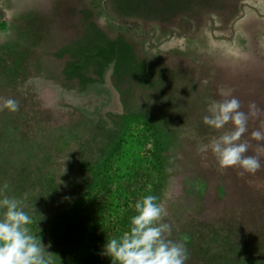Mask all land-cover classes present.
I'll list each match as a JSON object with an SVG mask.
<instances>
[{
	"label": "rangeland",
	"instance_id": "obj_1",
	"mask_svg": "<svg viewBox=\"0 0 264 264\" xmlns=\"http://www.w3.org/2000/svg\"><path fill=\"white\" fill-rule=\"evenodd\" d=\"M220 88L252 100L264 124V0H0V104H19L0 110V199L22 202L52 264H113L106 243L148 195L185 264L249 263L227 252L230 216L249 219L264 162L221 169L198 148L223 133L204 134L195 110L177 108L197 90L222 100Z\"/></svg>",
	"mask_w": 264,
	"mask_h": 264
},
{
	"label": "clouds",
	"instance_id": "obj_2",
	"mask_svg": "<svg viewBox=\"0 0 264 264\" xmlns=\"http://www.w3.org/2000/svg\"><path fill=\"white\" fill-rule=\"evenodd\" d=\"M218 91L223 99L209 104V115L203 117V123L215 130H222L228 124L233 127L210 143L200 145L198 151L210 150L221 169L239 167L243 170L241 175L255 173L260 168L258 156L264 147H257V155H246L250 144L241 138L248 131L249 118L259 116L260 110L251 103L247 113L240 111L241 103L232 97L231 89L220 88ZM4 109L14 113L19 110V104L14 99H4L0 110ZM251 139L264 140V131H253ZM7 188L5 183L0 191ZM156 201L152 195L137 201L134 206L137 214L131 218L130 230L121 238H112L106 243L104 254L112 259L113 264H185L187 248L182 242L169 239L171 226L163 222L166 210ZM21 203L8 196L0 199V209L4 210L0 219V264H52V254L42 245L40 238L31 234L28 226L33 220Z\"/></svg>",
	"mask_w": 264,
	"mask_h": 264
},
{
	"label": "trees",
	"instance_id": "obj_3",
	"mask_svg": "<svg viewBox=\"0 0 264 264\" xmlns=\"http://www.w3.org/2000/svg\"><path fill=\"white\" fill-rule=\"evenodd\" d=\"M33 24H38L40 26L43 27H49L50 28V24L44 20V21H39L38 19L31 18V20L29 21ZM19 79V78H18ZM194 97V102L189 101V99L191 98H184L182 100H179L181 103L178 105V109L183 111V113H185V111L187 109H191V110H195L196 112V116L200 117V122L199 125L201 128H203L204 134H206L207 132L209 133L210 136H212L213 134L217 135L218 133H223L224 131H229L232 129V125L228 124L225 126L224 129L222 130H215L207 125H205L203 123V117L206 115H209L207 109L209 107V104L212 101H219L220 98L215 94H211L210 98L208 100V93H206V91L204 92V90H197L195 91V96ZM252 103V100H243V102L241 103L242 106L244 105H249ZM245 113H247L246 111H243ZM186 115V113H185ZM257 119H261L264 120V118H257ZM254 120H256V117L254 118H249L248 121V131L242 136L241 140H247L250 144V148L248 150V153H246L247 155H251L253 156V153H255V155H257L256 149L257 147H264V140L262 141H255L251 139V133L255 130H261L264 131V124H262L259 121H257L258 127H256L253 122ZM248 134H250V137L248 138ZM246 137V138H245ZM210 151V150H209ZM208 151V152H209ZM250 152V153H249ZM259 161L260 163L264 162V151H262L259 154ZM204 160H202V165H204L205 161H208L206 158H203ZM226 180L228 181L227 178H224L222 181L226 182ZM62 182H65L63 179L61 180ZM259 191H255V192H251V194L249 192V199H247V206L250 208V214H249V219L245 220V222H239L238 219V212L234 211L233 213H231V218L234 220H231L234 224V222H238L237 224H234V227H231L230 232H229V236H237L238 238L234 239L233 243H230L231 246L229 247L228 251L229 253H232L233 251H238V252H242L245 253L247 256L251 257V261L249 263H247V261H242L241 264H264V235L262 236H258V237H252L249 236L247 233L241 234V231L243 230H252V231H257L260 230L261 228H258L260 225L263 226L262 230H264V189L261 187L260 189H258ZM223 193V191H222ZM224 195H226V193H223ZM223 194H220L222 196V198L224 197ZM217 196L219 197V195L217 194ZM251 197V198H250ZM255 198H257L255 200ZM223 200V199H222ZM224 216L220 217L219 220L217 221L216 224H214L212 226L213 229H219V228H225L227 222L229 221L226 217V214H223ZM254 217H257V219H254ZM210 229H202V231H208ZM204 232H202L203 234ZM204 237L203 235L200 236L198 239L201 240V238ZM195 242H197V238L193 239ZM190 243L192 244V240H189ZM214 241H222L220 238H216ZM226 243V241H224ZM198 243V242H197ZM196 246V245H195ZM194 246V247H195ZM199 246V245H198ZM200 247V246H199ZM254 250L259 251V253H261V259H258L254 256ZM224 251H226L224 249ZM255 260H258L255 261ZM65 263V262H64ZM65 264H78L75 263L73 261H69Z\"/></svg>",
	"mask_w": 264,
	"mask_h": 264
},
{
	"label": "bare ground",
	"instance_id": "obj_4",
	"mask_svg": "<svg viewBox=\"0 0 264 264\" xmlns=\"http://www.w3.org/2000/svg\"><path fill=\"white\" fill-rule=\"evenodd\" d=\"M141 59V58H140Z\"/></svg>",
	"mask_w": 264,
	"mask_h": 264
}]
</instances>
